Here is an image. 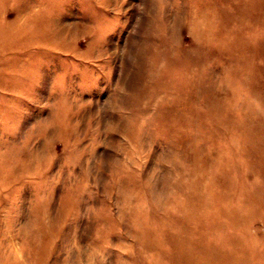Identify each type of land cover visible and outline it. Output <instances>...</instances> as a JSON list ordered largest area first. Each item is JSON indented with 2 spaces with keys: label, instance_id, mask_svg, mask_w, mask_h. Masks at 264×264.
<instances>
[{
  "label": "rangeland",
  "instance_id": "1",
  "mask_svg": "<svg viewBox=\"0 0 264 264\" xmlns=\"http://www.w3.org/2000/svg\"><path fill=\"white\" fill-rule=\"evenodd\" d=\"M0 264H264V0H0Z\"/></svg>",
  "mask_w": 264,
  "mask_h": 264
}]
</instances>
